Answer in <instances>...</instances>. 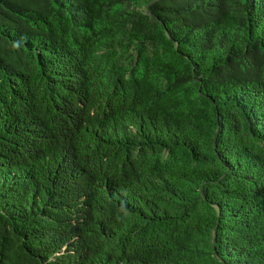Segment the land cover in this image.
I'll use <instances>...</instances> for the list:
<instances>
[{
  "label": "trees",
  "instance_id": "1",
  "mask_svg": "<svg viewBox=\"0 0 264 264\" xmlns=\"http://www.w3.org/2000/svg\"><path fill=\"white\" fill-rule=\"evenodd\" d=\"M0 264H264V0H0Z\"/></svg>",
  "mask_w": 264,
  "mask_h": 264
}]
</instances>
